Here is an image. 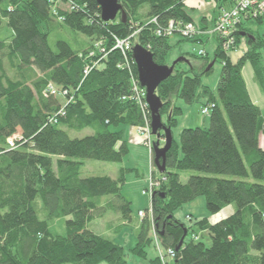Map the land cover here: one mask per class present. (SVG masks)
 Returning a JSON list of instances; mask_svg holds the SVG:
<instances>
[{
    "label": "trees",
    "instance_id": "1",
    "mask_svg": "<svg viewBox=\"0 0 264 264\" xmlns=\"http://www.w3.org/2000/svg\"><path fill=\"white\" fill-rule=\"evenodd\" d=\"M206 1L213 11L200 22L188 0H120L126 17L106 22L98 0H0V30H11L0 39V264H128L124 245L90 229L108 212L121 214L106 223L115 234L133 226L137 244L130 253L137 258L148 259L155 233L174 251V264H264V116L243 76L251 63L264 91V16L241 23L228 51L218 35L165 34L173 21L212 28L234 2ZM175 36L181 40L173 46ZM120 41L142 45L159 66L184 41L205 49L214 42L212 58L181 53L194 62L177 64L156 91L167 127L177 126L182 113L176 99L208 109L210 126L184 129L181 148L174 140L166 156L167 171H154L152 222L148 215L135 220L122 192L126 174L138 176L137 169H120L115 179L81 177L87 160L122 163L129 155L125 129L114 127L145 132L152 119L132 52L118 49ZM243 41L246 50L234 61L230 54ZM214 60L222 64L216 91L201 81ZM84 130L93 133L69 134ZM190 171L203 175L184 184L181 173ZM202 196L211 215L235 211L214 222L176 218ZM149 264L167 263L156 257Z\"/></svg>",
    "mask_w": 264,
    "mask_h": 264
},
{
    "label": "rangeland",
    "instance_id": "2",
    "mask_svg": "<svg viewBox=\"0 0 264 264\" xmlns=\"http://www.w3.org/2000/svg\"><path fill=\"white\" fill-rule=\"evenodd\" d=\"M188 6H190L192 9L189 10L191 16L197 21L200 22L205 16H209L212 14L213 11V3L208 2L206 0H188ZM195 23V22H194ZM188 23L178 24L177 27L181 29H185L184 26ZM196 24V23H195ZM198 27H200L198 24H196ZM198 30V29H197ZM8 36H11V30L9 27L5 26L0 30V39L6 38ZM208 36V33H207ZM196 37V36H195ZM195 37H185L189 39H194ZM209 37V36H208ZM184 38V37H183ZM181 40L179 36L173 37L172 44L173 46L178 43V41ZM131 51L132 43L130 44ZM204 49V55L200 54L199 50ZM246 49L245 42L243 41L240 45V48L236 52H232L230 56L237 60L239 55L243 53V51ZM214 42L211 41L209 44H206V49L203 48L201 45H198L197 43H190L188 41H184L181 44H179L178 47L174 48L173 53L168 59V66H172L174 62L178 58H186V60L190 61L191 63L194 62L192 60V57H184L180 56L181 53L185 54H192L197 55L200 57H206L207 52L209 53V56L212 58L214 54ZM133 54V52H132ZM216 61V60H214ZM187 66V64H185ZM188 67V66H187ZM222 64L219 62L216 63V65L213 67V72L210 74H207L201 78L202 84L206 87H210L212 91H216L220 74L222 72ZM243 74L245 79L247 80L248 86L250 89H253V98L256 99L258 96H260L259 93H255V80L253 78V68L251 63H245L243 66ZM142 87V86H141ZM146 93V88H142ZM264 100V99H263ZM175 103L178 104L179 107L182 108V113L180 116L177 117V126L172 128V135L174 136V140L177 143L178 146L181 145V135L180 133L184 129L188 128H209L210 126V115L204 114L201 110V104H186L181 99H176ZM264 104V101H263ZM169 116H162L163 124L167 122ZM151 122V120H150ZM148 122V124L151 125V123ZM167 127V125H165ZM152 128V127H151ZM114 130H124L125 129V138L133 139V142H137L139 137L141 138L140 143H133L131 141L130 143V153L129 155L125 156L124 161L122 163H110V162H101L96 160H87L85 165L82 167V175L81 177L87 178V177H94V176H109L112 179L118 178L120 175V169H131V170H138L139 175L135 172L126 174L125 180L126 184L123 187V194L132 203V213L135 220H138V216L140 215V211H148V214L146 212V215H148V219H150V222L153 221V212H151V205L152 201L151 198L154 194V187L158 185H154L153 181V173L156 170V167L154 168L155 160H153V153H154V147L153 144H155L158 141V138L151 137L152 136V129H151V135H148V132L144 133L141 131H137L133 127L129 126H119L114 127ZM92 130H84L81 132L77 131H70L69 134L72 138H82L87 135H92ZM163 133V132H160ZM128 139V140H129ZM264 137L261 134L260 140H263ZM164 145V141H161V147ZM181 148V146H180ZM142 149V150H141ZM157 172L160 173V171L157 169ZM162 174V173H160ZM203 175L199 174L197 172H182L181 173V180L184 184L188 183L191 175ZM229 210L226 211V213H230L234 208L232 206L228 207ZM222 214V213H221ZM211 215L207 209V199L202 196V198H198L196 201L191 202L190 204H186L183 207H181L180 210L175 214L176 218L179 221L186 222V217L188 215H193L194 218L197 219H203L205 217H210V220L212 222L216 221L218 217L221 215ZM121 219V214H115L112 212H108L106 214V217L104 218H96L90 225V229L93 230L95 233L104 236L105 238L111 239L116 244H121L125 246L126 254H127V262L128 264H149V261L153 258L160 257L161 260L162 257H166V262L169 264H174L173 258L171 259L167 249L164 248L163 244H161L159 240V236L154 233V245H152L150 248L147 249L148 253V259L144 260L142 258H137L133 256L130 253V249L134 248L137 244V234L134 233V228L132 225H128L123 228L121 232H118L115 234L113 231H110L108 229V226L106 223L109 221L116 222V220ZM187 223V222H186ZM190 224V223H187ZM55 227H57V231L60 234H63L64 228L61 226V224L58 222L55 224ZM62 229V230H61ZM203 242H205L208 246L211 244L209 242V239L207 235L205 234L203 238ZM106 264V263H101Z\"/></svg>",
    "mask_w": 264,
    "mask_h": 264
},
{
    "label": "water",
    "instance_id": "3",
    "mask_svg": "<svg viewBox=\"0 0 264 264\" xmlns=\"http://www.w3.org/2000/svg\"><path fill=\"white\" fill-rule=\"evenodd\" d=\"M98 4L102 10V19L106 22L115 21V19L121 13L122 18L126 17V13L120 3V0H98ZM244 36V35H243ZM132 57L134 62H136L137 70L139 73V83H141L142 88H146V102L149 105V109L152 115L151 126H152V136L157 137L158 141L153 144L154 158L156 169L160 173L164 174L167 171L166 161L167 154L173 147L174 136L172 135V129L166 127L163 124V119L161 115V110L163 104L158 97L156 91L159 86L165 82L169 77L174 74V68L179 63H188L190 61L186 58H178L172 66L164 65L159 66L154 60L151 52L147 51L142 45L134 46L132 50ZM216 64L213 61L207 68L209 71ZM163 132V133H160ZM161 141H164V145L161 147ZM187 232L183 236L177 249L179 250L182 245Z\"/></svg>",
    "mask_w": 264,
    "mask_h": 264
},
{
    "label": "built area",
    "instance_id": "4",
    "mask_svg": "<svg viewBox=\"0 0 264 264\" xmlns=\"http://www.w3.org/2000/svg\"><path fill=\"white\" fill-rule=\"evenodd\" d=\"M258 16H264V0H234L233 5L226 6L220 10L212 28L206 26L198 27L195 23H188L184 26L185 29H181L177 27L178 25L173 21L169 23L167 29L164 31L167 36H172L176 31H178L182 37H206L207 33L208 36L218 35L223 41V48L228 51L233 45V35L241 29L240 24L245 23L249 18H258ZM153 21L156 22V19ZM159 35H162V32H159ZM117 48L122 49L126 55L131 51L129 42H117ZM204 51V49L199 50L202 55H204ZM134 63L136 64V62ZM146 95L145 91H143L142 97L145 98V101ZM203 113L209 114L208 109L203 110ZM146 126L145 132L151 135L152 126L148 123ZM9 143H11V141H9ZM11 145H13V143H11ZM144 215V212H140L141 217H144ZM167 252L171 259L175 256L173 250ZM162 259L166 261V257H162Z\"/></svg>",
    "mask_w": 264,
    "mask_h": 264
},
{
    "label": "crops",
    "instance_id": "5",
    "mask_svg": "<svg viewBox=\"0 0 264 264\" xmlns=\"http://www.w3.org/2000/svg\"><path fill=\"white\" fill-rule=\"evenodd\" d=\"M240 56V55H239ZM232 58V57H231ZM233 59V58H232ZM238 59H239V57H238ZM237 59V60H238ZM234 61H237V60H235V59H233ZM243 76H244V74H243ZM244 79H245V77H244ZM246 80V79H245ZM255 80V79H254ZM255 93H259L260 94V96H258V98L256 99L255 97L253 98V89L251 88L250 89V87L248 86V83H247V80H246V85H247V89L249 90V94H250V97H251V99L254 101V103L255 104H257L258 106H259V108H260V110H262V113H263V116H264V104H263V99H264V91L263 90H261L260 88H259V86L257 85V83H256V81H255ZM263 137H264V135H263ZM141 138L139 137V139H138V141L137 142H133L132 140L133 139H129V146H130V143H131V141L133 142V143H140L141 142V140H140ZM260 143H261V146L264 148V139L263 140H260ZM142 150V149H141ZM227 210H229V208H226L225 210H224V212H222V214L218 217V219H221V218H224V217H227V216H230V215H232L233 213H234V211H235V209H233L230 213H226V211ZM217 219V220H218ZM216 220V221H217ZM167 264H169L168 262H166Z\"/></svg>",
    "mask_w": 264,
    "mask_h": 264
},
{
    "label": "bare ground",
    "instance_id": "6",
    "mask_svg": "<svg viewBox=\"0 0 264 264\" xmlns=\"http://www.w3.org/2000/svg\"><path fill=\"white\" fill-rule=\"evenodd\" d=\"M140 212H144V211H140ZM145 213V215H146V212H144Z\"/></svg>",
    "mask_w": 264,
    "mask_h": 264
},
{
    "label": "clouds",
    "instance_id": "7",
    "mask_svg": "<svg viewBox=\"0 0 264 264\" xmlns=\"http://www.w3.org/2000/svg\"><path fill=\"white\" fill-rule=\"evenodd\" d=\"M245 50H246V49H245ZM245 50H244V51H245ZM244 51H243V52H244Z\"/></svg>",
    "mask_w": 264,
    "mask_h": 264
}]
</instances>
